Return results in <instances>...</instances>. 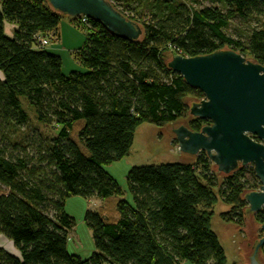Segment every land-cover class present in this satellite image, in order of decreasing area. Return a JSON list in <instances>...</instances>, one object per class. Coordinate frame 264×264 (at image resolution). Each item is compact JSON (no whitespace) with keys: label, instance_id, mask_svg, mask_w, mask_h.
Wrapping results in <instances>:
<instances>
[{"label":"trees","instance_id":"16d2710c","mask_svg":"<svg viewBox=\"0 0 264 264\" xmlns=\"http://www.w3.org/2000/svg\"><path fill=\"white\" fill-rule=\"evenodd\" d=\"M108 1L142 36L124 40L97 21L71 18L88 27L78 53L87 72L64 75L61 58L37 40H58L64 15L48 0H0V186L7 190L0 236L18 250L0 248V264H227L212 226L219 183L206 153L194 164L133 167V205L104 166L128 156L141 125H171L188 115L187 97L204 99L169 69L167 53L234 50L264 66V0ZM29 112L54 132L33 125ZM208 123L192 118L188 128ZM220 174L219 195L233 212L243 210L245 194L260 187L253 167ZM73 196L102 201L86 213L96 248L88 259L68 250L74 219L65 205ZM254 218L264 224V211Z\"/></svg>","mask_w":264,"mask_h":264},{"label":"water","instance_id":"95a60500","mask_svg":"<svg viewBox=\"0 0 264 264\" xmlns=\"http://www.w3.org/2000/svg\"><path fill=\"white\" fill-rule=\"evenodd\" d=\"M48 2L64 17H87L121 39L136 41L143 34L139 24L125 17L108 0ZM165 59L169 69L204 94L199 102L187 97L188 116L165 125L170 138H176L180 158L192 161L204 152L214 164L209 170L221 177L220 173L230 175L251 165L260 187L245 194L244 199L249 214L264 211V66L234 50L190 58L171 57L167 53ZM192 118L209 123L200 131H192L188 128ZM261 228L264 232V224ZM244 247L252 248L247 255L249 264H261L256 256L264 247V236Z\"/></svg>","mask_w":264,"mask_h":264},{"label":"rangeland","instance_id":"374dc122","mask_svg":"<svg viewBox=\"0 0 264 264\" xmlns=\"http://www.w3.org/2000/svg\"><path fill=\"white\" fill-rule=\"evenodd\" d=\"M71 18L67 16L61 18L58 27L61 41H59L60 43L56 49L49 51L61 58L64 75H70L73 72H87V69L82 65L78 57V53L86 44L89 32L88 27L86 25L73 24ZM5 32L6 34L12 33V27L8 23L5 25ZM29 113L31 114L33 125L41 127L48 134L54 132L52 128L38 125L34 115L31 112ZM177 146L176 138H170V134L165 126L155 127L150 124H143L136 131L135 140L128 156L111 165L104 166V169L121 188L123 200L133 205V197L127 184V176L133 167L160 166L176 162L194 164L195 159L183 161L180 158L181 154L177 153L179 151ZM210 162V166H213V162L211 160ZM247 167L252 166L249 165ZM208 173L216 176L219 183L216 193L220 198L213 209L212 226L225 251L227 264H249V257L247 255L251 252L252 248L244 246L249 241H254L264 236L261 224L255 220V214L247 213L249 206L243 210L233 212L231 205L226 204L219 195L221 193L220 184H222L223 177L217 176L212 170H209ZM4 193H7V190L0 186V195ZM100 206H102V201L96 197L86 199L80 196H73L66 201V212L74 219V227L68 230V250L70 254H77L83 259H88L96 252L93 234L85 219L86 213L95 211ZM240 212L244 213L242 224L238 222L241 220ZM223 213H231L233 220L230 218L229 221H223L221 217ZM236 215L239 216L236 217ZM0 248H3L8 253L17 255L18 250L14 244L2 236H0ZM256 257L261 264H264L263 249L259 251ZM182 264L192 263L184 261Z\"/></svg>","mask_w":264,"mask_h":264},{"label":"built area","instance_id":"2783aa9c","mask_svg":"<svg viewBox=\"0 0 264 264\" xmlns=\"http://www.w3.org/2000/svg\"><path fill=\"white\" fill-rule=\"evenodd\" d=\"M88 20L87 17H82V23L86 24ZM37 40L40 48H47L51 44V41L45 36H39Z\"/></svg>","mask_w":264,"mask_h":264},{"label":"crops","instance_id":"0c3cea01","mask_svg":"<svg viewBox=\"0 0 264 264\" xmlns=\"http://www.w3.org/2000/svg\"><path fill=\"white\" fill-rule=\"evenodd\" d=\"M59 41H61V35L59 34V39L56 41H53L49 47H47V50L50 51L51 49H56V47L59 45ZM1 78V74H0Z\"/></svg>","mask_w":264,"mask_h":264},{"label":"flooded vegetation","instance_id":"af4514ba","mask_svg":"<svg viewBox=\"0 0 264 264\" xmlns=\"http://www.w3.org/2000/svg\"><path fill=\"white\" fill-rule=\"evenodd\" d=\"M255 140L257 141V139L255 138Z\"/></svg>","mask_w":264,"mask_h":264}]
</instances>
